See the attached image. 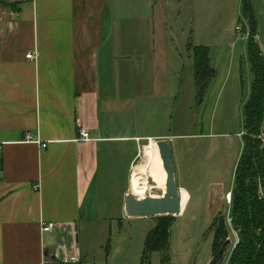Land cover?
<instances>
[{
	"label": "crops",
	"instance_id": "crops-1",
	"mask_svg": "<svg viewBox=\"0 0 264 264\" xmlns=\"http://www.w3.org/2000/svg\"><path fill=\"white\" fill-rule=\"evenodd\" d=\"M230 1L236 12L215 9L209 17L239 20L242 0H224L225 8ZM176 2L155 0L159 23L184 16L191 25V7L183 14ZM128 6L125 0H0V264H93L78 247L79 227L131 220L124 199L138 150L148 140L171 147L164 134L138 135L115 126L111 116L118 89L147 69L145 57L122 38L124 19L138 25L145 19ZM196 12L198 26L206 25L209 13ZM214 40L223 43V34ZM196 46L209 49L211 65V46ZM80 128L91 141H78ZM179 153V146L171 149L175 183L190 202L181 167L197 180L206 171L196 159L182 166ZM47 222L55 228L43 233Z\"/></svg>",
	"mask_w": 264,
	"mask_h": 264
},
{
	"label": "rangeland",
	"instance_id": "rangeland-1",
	"mask_svg": "<svg viewBox=\"0 0 264 264\" xmlns=\"http://www.w3.org/2000/svg\"><path fill=\"white\" fill-rule=\"evenodd\" d=\"M223 2L180 0L179 10L183 14L191 7L193 23L189 25L184 16L177 22L159 23L155 0H125V5L131 4L128 11L138 9L139 16L145 19L139 25L131 19H124L123 26L128 31L122 33V38L128 40L132 53L139 50L145 57L143 65L147 69L142 80L137 78L140 77L138 74L133 76L132 88L129 86L131 81L127 80L128 87L119 88L113 96L116 104L111 115L114 125H125L128 131L142 136L164 134L172 139V153L179 146V154L184 158L182 166L190 161L194 164L196 159L206 172L203 179L197 180L196 177L190 178V167H181L182 185L191 199L189 202L184 190V193L180 192L181 211L169 229V246L164 254L151 252L143 256L144 241L159 217L119 219L104 226L99 221H92L88 226H80L78 247L83 254L92 257L93 264H208L212 260V232L208 227L221 216L225 219L232 244L219 264H227L229 260L237 234L229 226L227 194L233 187V168L241 154L242 107L248 99L252 81L245 47L249 36L252 35L256 42L258 39L256 25L253 29L243 17L240 20L246 26L244 35L237 25L238 17L233 21L228 16L209 17L215 9L234 13L236 3L230 1L227 9L226 2L222 7ZM200 7L209 15L205 18L207 24L198 26L196 11ZM220 34L224 36L223 43L214 40ZM188 43L211 46V65L217 69L201 104L195 98L193 59L191 51L187 52ZM240 67L243 69V89ZM259 140L264 150V123ZM144 158H137L134 167L145 165L147 158ZM194 167L191 168L195 175ZM150 181L147 178V182ZM129 186L130 182L126 194L133 195ZM148 193L157 197L162 194L159 190ZM119 195L113 194L115 197ZM259 196L264 199L263 189H259Z\"/></svg>",
	"mask_w": 264,
	"mask_h": 264
},
{
	"label": "trees",
	"instance_id": "trees-1",
	"mask_svg": "<svg viewBox=\"0 0 264 264\" xmlns=\"http://www.w3.org/2000/svg\"><path fill=\"white\" fill-rule=\"evenodd\" d=\"M14 6L16 5L10 7ZM240 10L241 17L247 19L255 29L253 0H242ZM187 50L192 53L195 98L201 104L208 83L215 78L216 71L210 65L207 47L188 43ZM245 54L252 81L248 99L242 107L243 145L234 169L228 213L229 226L237 234L238 240L227 264H264V199L259 196V189L264 190V150L261 149L262 142L259 140L264 123V60L252 35L246 42ZM242 82L243 69L240 67V83L243 89ZM174 221L172 216L159 217L144 241L143 256L151 252H166L169 246V229ZM208 229L212 232V253L215 254L229 237L224 217L215 218ZM108 245L107 243L106 254L109 252ZM164 260L165 255L163 262Z\"/></svg>",
	"mask_w": 264,
	"mask_h": 264
},
{
	"label": "water",
	"instance_id": "water-1",
	"mask_svg": "<svg viewBox=\"0 0 264 264\" xmlns=\"http://www.w3.org/2000/svg\"><path fill=\"white\" fill-rule=\"evenodd\" d=\"M253 10L257 25L258 49L264 60V0H253ZM237 25L241 27V34L244 35L246 26L240 19L237 21ZM156 144L159 158L162 160V168L166 173L165 192L161 197L148 196L142 199H138L130 194L126 195L124 210L126 217L130 219H148L163 216L177 217L180 214V189L175 183L170 144L165 140L157 141ZM229 245V240H226L208 264H219Z\"/></svg>",
	"mask_w": 264,
	"mask_h": 264
},
{
	"label": "bare ground",
	"instance_id": "bare-ground-1",
	"mask_svg": "<svg viewBox=\"0 0 264 264\" xmlns=\"http://www.w3.org/2000/svg\"><path fill=\"white\" fill-rule=\"evenodd\" d=\"M144 157L147 158L145 165L135 166L130 177V192L138 199L157 197L150 195L148 191L159 190L164 194L166 188V173L162 168L157 145L150 142V148L144 151ZM147 178L151 180L150 183L147 182Z\"/></svg>",
	"mask_w": 264,
	"mask_h": 264
},
{
	"label": "built area",
	"instance_id": "built-area-1",
	"mask_svg": "<svg viewBox=\"0 0 264 264\" xmlns=\"http://www.w3.org/2000/svg\"><path fill=\"white\" fill-rule=\"evenodd\" d=\"M26 59H27V60H28V59H32V54H27ZM91 140H92V139H91V137H90V133H89L88 131L84 130L83 128H80V129H79V139H78V141H81V142H88V141H91ZM24 141L30 143L31 141H33V138H32L31 135L27 134V135L25 136V138H24ZM150 142H153V144H156L157 141H151V140H148V141H147V145L144 146V147H142V148H140V149L138 150V153H137V157H136V159H137V158H138V159H140V158L145 159V158H144V151H145L146 149L148 150V149L150 148ZM37 143H38V144L40 145V147H42L43 149L46 148L47 142H45V143L37 142ZM156 145H157V144H156ZM1 155H2V148H1V145H0V171H1V165H2V163H1ZM227 200H228V202H229V204H230V202H231V199H230V193L227 194ZM54 228H55V225H54V223H52V222L42 223V225H41V231H42L43 233L51 232ZM77 260H78V259H76V258H71V259H69L70 262H77ZM65 261H66V259H65Z\"/></svg>",
	"mask_w": 264,
	"mask_h": 264
},
{
	"label": "flooded vegetation",
	"instance_id": "flooded-vegetation-1",
	"mask_svg": "<svg viewBox=\"0 0 264 264\" xmlns=\"http://www.w3.org/2000/svg\"><path fill=\"white\" fill-rule=\"evenodd\" d=\"M226 240H229V238H227ZM226 240H225V241H226ZM237 240H238V239H237ZM229 242H230V240H229ZM231 244H232V243L230 242V245H231ZM236 244H237V241H236ZM230 245L228 246V248L230 247ZM235 246H236V245H235ZM235 246H234V247H235ZM228 248H227V249H228ZM226 251H227V250H226ZM215 254H216V253H215ZM215 254L212 253V257H213Z\"/></svg>",
	"mask_w": 264,
	"mask_h": 264
}]
</instances>
